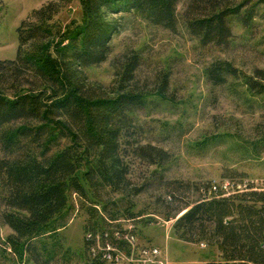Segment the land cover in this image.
Returning <instances> with one entry per match:
<instances>
[{
    "label": "trees",
    "instance_id": "trees-1",
    "mask_svg": "<svg viewBox=\"0 0 264 264\" xmlns=\"http://www.w3.org/2000/svg\"><path fill=\"white\" fill-rule=\"evenodd\" d=\"M180 1L81 0L83 22L63 33L51 21L58 5L72 0H52L21 24L16 59L0 61V219L13 232L6 246L14 252L22 249L38 260L36 242L74 196L82 208L88 206L86 234H103L121 229V220L140 219L130 200L131 157L158 168L171 160L163 149L141 146L147 133L140 113L154 102L151 94L134 86L142 58L137 53L126 56L104 94L89 89L86 70L108 60L119 26L115 16L131 15L174 33ZM207 2V14L193 13L186 22L202 47H227L232 21L247 28L264 8V0H244L233 8ZM206 77L214 86H229L249 107L264 108V70L247 76L229 62L216 61ZM167 82L164 77L158 97L165 96ZM253 146L257 153L264 138ZM198 193L177 216L167 217L177 219L175 235L187 243L216 246L218 264H264V181L242 177L221 185L208 183ZM111 195L121 198L104 199ZM168 197L177 199L174 192ZM88 245L86 240L89 252ZM89 264L106 263L98 257Z\"/></svg>",
    "mask_w": 264,
    "mask_h": 264
},
{
    "label": "rangeland",
    "instance_id": "rangeland-1",
    "mask_svg": "<svg viewBox=\"0 0 264 264\" xmlns=\"http://www.w3.org/2000/svg\"><path fill=\"white\" fill-rule=\"evenodd\" d=\"M207 1L181 0L177 7L179 28L174 33L131 15L115 16L119 26L108 60L86 70L89 89L104 94L114 84L117 67L126 56L137 53L142 58L134 86L151 94L154 102L140 113L147 133L141 146L163 149L170 153L171 160L158 168L131 157L130 200L135 204L134 212L140 215L135 223L138 244L160 248L169 264L219 263L216 246L180 240L173 231L177 219H167L177 216L184 203L196 201L200 197L198 188L208 183L240 181L242 177L264 181V147L255 153L253 146L264 138V108L249 107L229 86H214L206 77L207 68L216 61L229 62L247 76H253L256 69L264 70V8L247 28L237 19L232 21L233 37L227 47H202L187 31L186 22L193 13L207 14ZM243 1L212 0L223 8L236 7ZM258 1L253 0V4ZM51 2L0 0V61L16 59L21 24L30 22L34 11ZM193 4L200 5L199 9ZM83 19L81 0H72L58 5L51 25L68 33ZM164 77L167 90L160 98L157 95ZM156 171L162 175L154 176ZM142 187L143 192L135 195L134 191ZM173 192L177 199L170 201L168 196ZM104 197L118 201L121 195ZM87 207L82 208L81 201L71 197L68 209L36 242L38 260L22 249L16 253L6 246L13 232L0 219V264H89L84 230ZM3 208L0 203V214ZM112 208L110 204L109 210Z\"/></svg>",
    "mask_w": 264,
    "mask_h": 264
},
{
    "label": "built area",
    "instance_id": "built-area-1",
    "mask_svg": "<svg viewBox=\"0 0 264 264\" xmlns=\"http://www.w3.org/2000/svg\"><path fill=\"white\" fill-rule=\"evenodd\" d=\"M120 224L121 229L87 234L90 259L100 257L106 264H169L160 248L138 244L134 221L121 220Z\"/></svg>",
    "mask_w": 264,
    "mask_h": 264
}]
</instances>
